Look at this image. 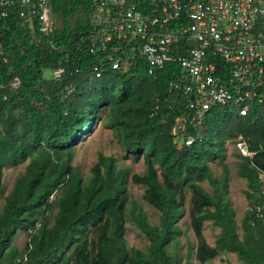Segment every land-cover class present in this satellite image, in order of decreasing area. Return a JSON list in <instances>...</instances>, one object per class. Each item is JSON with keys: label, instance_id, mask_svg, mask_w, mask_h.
<instances>
[{"label": "trees", "instance_id": "1", "mask_svg": "<svg viewBox=\"0 0 264 264\" xmlns=\"http://www.w3.org/2000/svg\"><path fill=\"white\" fill-rule=\"evenodd\" d=\"M79 12L82 16L71 26L69 18ZM92 12V0H53L52 17L60 13L62 27L55 24L49 36L39 31L37 22L23 23L14 9L0 16V192L2 169L29 159L0 209V264H180V256L167 248L177 244L182 232L177 221L185 189L191 192L189 225L197 239V261L232 252L243 264H264L259 180L264 172V104L246 115L212 106L200 126L188 129L193 142L177 148L171 129L185 99L170 96L167 83L176 79L179 68L167 63L149 75L138 59L128 72L111 69L104 53L88 47ZM94 65L100 77L94 76ZM57 69L62 70L59 78L45 77ZM15 77L19 84L12 87ZM102 111L123 157L144 160L143 174L129 176L128 168H117L115 158L102 153L87 178L71 164L74 145ZM237 137L252 153L237 154L238 175L246 180L251 204L241 219V235L225 198L226 165L218 178L209 167L224 155L225 141ZM128 180L146 186L142 198L159 211L156 224L128 198ZM54 202L57 210L49 224ZM256 205L263 217L256 216ZM128 219L148 238L146 251L127 246ZM206 220L220 228L212 246L202 234ZM19 229L28 236L22 249L13 244Z\"/></svg>", "mask_w": 264, "mask_h": 264}, {"label": "built area", "instance_id": "2", "mask_svg": "<svg viewBox=\"0 0 264 264\" xmlns=\"http://www.w3.org/2000/svg\"><path fill=\"white\" fill-rule=\"evenodd\" d=\"M52 1L0 0V16L14 9L49 36ZM92 8L88 47L104 53L111 69L128 72L138 59L149 75L167 63L179 68L167 83L170 96L185 99L171 129L177 148L193 142L188 129L200 126L212 106L246 115L264 104V0H92ZM92 72L101 76L97 65ZM18 84L17 77L10 82ZM237 143L241 154H252L244 140ZM254 208L263 217L261 206Z\"/></svg>", "mask_w": 264, "mask_h": 264}, {"label": "rangeland", "instance_id": "3", "mask_svg": "<svg viewBox=\"0 0 264 264\" xmlns=\"http://www.w3.org/2000/svg\"><path fill=\"white\" fill-rule=\"evenodd\" d=\"M82 15L81 13H75L69 18V23L73 26L78 18ZM53 19L58 28L62 27V15L60 13H54ZM52 74H45V77H50ZM17 113L20 111L16 110ZM105 111L101 112V118L97 122H92L89 130L85 131L74 145L71 157V164L78 165L80 172L85 178L88 177L92 166L97 162L99 153L104 155H111L116 160L117 168L125 167L128 168L129 176L132 173L143 174L145 172V163L141 158L139 161H135L132 156L128 158L123 157V149L120 146L117 138L113 134L112 130L104 123ZM240 140V137H237ZM246 144V143H245ZM247 145V144H246ZM226 150L224 155L217 159L209 162L212 177L218 178L223 172V165H226V196L225 198L229 202V206L234 210V218L238 226V233L241 235L240 223L241 219L247 210L251 207L249 204V198L245 194L247 190L246 180L238 175V168L241 159L237 156L240 151L239 144L237 141L227 139L225 141ZM29 159L17 166H6L2 169L1 184L2 190L0 192V209L4 205L5 196L9 193L15 179L21 174ZM259 180L261 181V190L264 193V172L259 174ZM206 190L212 192V187L207 181L200 183ZM143 184H135L131 180H128L127 184V196L134 204L142 207L147 215V219L152 223L156 224L159 219V211L148 204L142 198V193L145 189ZM55 196H51L55 200ZM190 197L191 192L188 189L184 190V210L179 215L177 224L180 226L182 232L177 235V244H170L167 248V253L171 255L180 256V264H185L186 261L189 264H243L239 261L236 255L232 252L220 253L211 260L204 263H200L194 257V251L197 243L196 236L189 225V210H190ZM57 210L56 203L54 202L49 213V224L53 222V215ZM129 216V214H127ZM125 239L128 247H134L146 251L149 246L148 238L139 230V228L128 219L125 224ZM220 228L213 225L210 220H206L202 225V234L205 241L209 245H214L216 238L218 237ZM28 236L23 229H19L13 238V244L19 249L25 247ZM190 248H192L190 250ZM190 250L188 257L186 253Z\"/></svg>", "mask_w": 264, "mask_h": 264}]
</instances>
